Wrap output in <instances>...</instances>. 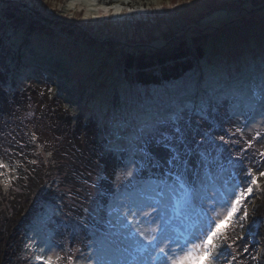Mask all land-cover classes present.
Instances as JSON below:
<instances>
[{
  "label": "trees",
  "instance_id": "1",
  "mask_svg": "<svg viewBox=\"0 0 264 264\" xmlns=\"http://www.w3.org/2000/svg\"><path fill=\"white\" fill-rule=\"evenodd\" d=\"M41 1L50 4L48 0ZM15 2L20 0H0V162L9 165L4 171H10V176L8 173L7 176L11 177L10 185L5 188V177L0 176V264H20L22 250L28 245H31L35 256L48 255L46 247L42 250L43 245L56 249L54 238L57 239L63 232L58 231L55 224L52 228L46 224L53 221L54 214L62 215L65 212L72 219L88 222L90 209L97 204L110 202L116 191V176L125 162L122 153L109 149L101 127L91 117L92 110H87L88 106L101 105L102 101L91 99L93 103L89 104V97L83 93V84L71 78L75 75L71 65L76 64L77 60L67 57L64 64L50 65L34 60L38 56L31 52L30 47L35 44L34 47L40 52L51 53V61L57 57V48L53 46L57 25L61 31L59 43L63 47L81 46L88 34L78 28L79 23L74 20L65 18V23H57L55 18L47 19L33 12L27 6V0H23L18 8ZM177 41L181 42L180 45H176ZM149 44L152 46L144 40L128 45L130 47L125 48L126 55L122 53L117 63L129 87H139L141 95L150 100L140 111L150 114L148 119H157L153 126L162 119H176L182 129L188 130L189 137L195 136L197 140L203 141L201 130H209L219 136L225 134L229 124L234 125V130L242 126L249 112L256 121L260 119L262 110L256 113L235 106L239 86L228 87L227 83L220 84L211 82L208 77H199L200 71L205 75L206 69V66L200 65L201 60L206 58L202 39L195 38L192 44L182 38L149 41ZM260 48L259 53L263 56L264 44H260ZM120 49L124 51V48ZM231 53L224 55L230 56ZM235 70L227 75L230 80L236 77L233 75ZM23 77L31 78L33 85L26 87L27 90L20 94ZM255 82L262 90L259 97L264 101V75ZM38 86H41L39 92L36 90ZM16 87L17 93L8 98L5 94L8 88ZM24 98H27L25 102ZM31 110L37 112L34 119L23 115ZM83 111L85 114L80 113ZM254 124L250 123L244 128L243 135L236 134L240 144L222 147L246 148L244 141L247 138L244 137H251L256 131L263 132L261 138L256 140L264 143V128H253ZM260 126L262 128L264 124ZM152 129L150 127L145 133L139 131L137 137L147 138ZM226 139L229 137L226 136ZM231 140H234L233 136ZM190 146L196 147L194 143H190ZM149 148L160 155L164 154L162 149L154 145H149ZM200 150L206 152L212 163H228L227 151H218L207 143ZM242 155L246 165H251L254 170L261 168L259 162L264 161V157L260 156L254 161L255 157L250 158L253 153L248 149ZM33 160L35 164L30 163ZM154 171L144 170L139 179H159L158 175L153 174ZM101 174L105 177L103 181L98 180ZM94 184L102 187L106 196L99 197ZM66 189L71 192L70 202L64 195ZM67 202L74 204L72 210L67 209ZM252 216L250 220L257 217L264 219V203L263 207L253 211ZM193 218L180 232L181 237L191 230ZM85 231L88 232L84 229V234ZM81 235V239L92 236L85 243H93L94 246L93 235L84 238ZM245 240H249L247 245ZM252 240L256 241L254 237L251 240L243 237L236 241L233 247L240 255L232 264H240L241 261L243 264H259L257 254L260 247ZM74 241L75 238H71L70 244ZM245 246L248 252H243ZM91 249L94 250V247ZM229 259L230 256L226 257L222 264H227ZM38 263L43 264V261ZM154 263L159 264V261Z\"/></svg>",
  "mask_w": 264,
  "mask_h": 264
},
{
  "label": "rangeland",
  "instance_id": "2",
  "mask_svg": "<svg viewBox=\"0 0 264 264\" xmlns=\"http://www.w3.org/2000/svg\"><path fill=\"white\" fill-rule=\"evenodd\" d=\"M102 1H108V3L95 0V3L89 7L86 0H48L50 4L43 3L41 0H27V6L33 12L39 13L47 19L55 18L57 23L61 24L65 23V18L74 20L79 23L78 28L88 34V37L81 42V46L75 48H71V46L63 47L59 43L61 31L59 25H57L56 29L58 32L55 31L57 37H55L53 45L57 48V57L53 61H51L52 55L50 52H40L34 47L35 44H32L30 48L31 52L38 56V58L34 59L37 62H46L50 65L57 63V66H59V63H65V58L67 57H73L77 60L76 64L71 65L73 72H75V75L71 78L76 83L83 84L85 87L83 93L86 97H89V101L91 99L97 100V98L102 101L101 105L88 106L87 110H92L91 117L101 127L104 136L107 138L109 149L112 152L123 154L124 165L130 157V149L139 143L137 140L139 131H144L145 133L150 127H154V122L157 120L154 118L148 119L150 114H142L140 109L150 100L142 96L143 94L140 93L142 91L139 87H129V83L125 80V75L119 71L117 61L123 56L122 53L126 55L125 48L130 47L128 45L135 42L141 43L145 40L147 45L152 46L149 41L159 40L163 42L170 38H182L192 44L195 38L202 39L206 58L201 60L200 65L206 66L204 71L206 76L200 71L199 77L201 79L208 77L211 82H220V84L227 83L228 87L239 86L238 89L240 91L238 96L236 95L235 97V106L238 108L242 106L243 110H252L256 113H259L260 110L264 111V107H262L264 101L259 97L262 90L256 86L255 82L257 78L264 75V55L262 56L259 53L261 50L260 44H264V0ZM22 3L23 0L15 2L16 8ZM157 3L163 5V8L159 11L156 10ZM116 4L123 8L139 9L143 7L148 10L115 14L112 11V6ZM169 4H172L173 7L169 8ZM73 5L75 6L73 7ZM103 8L110 10L108 15H98L96 10ZM86 13L88 14L87 16L85 15ZM70 40H72L71 37ZM179 43L181 42L177 41L176 45H180ZM120 48H124V51ZM231 51L230 56L224 55ZM77 52L78 55L76 56ZM234 69H237L235 70L236 73L233 74L236 77L230 80L227 75H230ZM5 78H1V80L3 81ZM35 78H38V76H35ZM32 81L31 78L27 77L21 79L20 94L27 90L26 87L33 85ZM16 90L18 91L17 87L8 88V92L5 94L8 98L14 97L13 95L17 93ZM36 90H41V86L36 87ZM113 94L115 96L111 98ZM104 97H107L108 100ZM26 99L24 98V102ZM91 103L93 101L89 102V104ZM36 113V111L31 110L28 114H21L30 117L29 119H34ZM80 113L85 114L84 111ZM258 121L255 122L253 128L263 129L264 126L261 128L260 124L257 123ZM233 127V124H229L226 128L235 131ZM260 134H263V132H260ZM254 136L255 134L253 133L251 137L245 136L244 138L251 140ZM233 138L238 140L237 135L233 136ZM124 149H129V151H124ZM248 150L253 153L250 158L253 159L255 157L254 161H257L258 157H260L259 152L264 151V143L255 140L253 147L248 148ZM220 162L223 163V169L219 172L221 179L213 190L223 192L227 187H231V184L225 185L224 181L234 177L239 172V169L234 168L229 163L226 164L225 161ZM212 164H214L213 171H217L216 162ZM124 165L115 179L116 190L127 183V180L122 176ZM4 170L0 169V171L6 173ZM7 173L10 176V171ZM118 176L120 177L119 179H117ZM157 180L151 177L139 179L140 183L137 185V191L150 188ZM258 184L264 187V178L259 179ZM66 193L71 192L66 189ZM67 197L70 202L72 196L67 195ZM263 203L264 192H260L254 187L253 192L247 195L244 200V205L247 206L249 211V218L245 223V228L243 231L237 229L235 232L237 235L240 234V236L248 239V230L252 227L253 220L258 222V226L254 229V238L259 242L256 243V246L260 247L258 249L259 253L257 251L259 264H264V219L257 217L250 220V218L253 217L255 209L263 207ZM66 205L68 210H72L74 207V204L68 202ZM93 209H90V214ZM169 216L172 218L170 231L174 236H180L179 234L184 230V226L194 217L191 214L184 216L172 212H169ZM195 220L196 217L192 221ZM54 224L57 230L61 231V233L63 232V234L59 235L57 239L54 238L57 248L47 253L54 258L57 255L64 257L59 264H67V256L69 255H75L80 258L81 255L87 257L91 253L92 256H95L96 253L89 247L90 244L87 245L85 243L89 237H92L87 236L91 233L85 231L86 233L84 234V229L78 226L79 219L70 218L67 212L62 215L57 213L56 215L54 214L53 221H49L46 226L52 228ZM75 227L77 230H75ZM145 227L147 228L148 225H145ZM227 227L229 226L223 223L220 226L221 229ZM80 234H82V238L87 236L88 239H81ZM71 238H75V243L72 245L70 244ZM43 244L44 242L42 241ZM30 246L28 245L27 247L29 248L26 247L25 249L24 247L22 250L20 264H39V261L35 259L37 256L33 254ZM76 248L81 251L78 253L74 252ZM205 259L207 257L198 261V264H204ZM85 264H87V261H85Z\"/></svg>",
  "mask_w": 264,
  "mask_h": 264
},
{
  "label": "snow or ice",
  "instance_id": "3",
  "mask_svg": "<svg viewBox=\"0 0 264 264\" xmlns=\"http://www.w3.org/2000/svg\"><path fill=\"white\" fill-rule=\"evenodd\" d=\"M86 2L91 7L95 0ZM168 7L172 8L173 5L169 4ZM162 8L163 5L156 4L157 11ZM147 10L143 7L123 8L119 4L112 6L115 14ZM96 11L98 15H108L110 10L103 8ZM246 115L243 125L236 127L235 131L227 129L225 134L216 136L212 131L201 130L203 141L197 140L195 136L189 137L188 130L182 129L176 119L159 122L147 138L137 137L140 142L130 149V157L122 171L127 183L117 188L110 202L97 204L89 215L88 222L79 219L78 226L95 237V256L91 253L87 257L81 255L80 258L69 255L67 264H85V261L87 264H154L157 260L159 264H198L204 257H207L204 264H222L229 256L231 259L227 264H232L240 255L233 246L237 240L243 239L234 233L237 229L243 231L249 218L244 200L253 192L254 187L264 192V187L258 184V180L264 178V161L259 162L260 169L254 170L245 164V157L242 155L248 148L253 147L256 139L261 138L260 132L257 131L251 140L244 141L247 148L222 147L240 144L239 140H231V136L237 133L243 135V129L256 122L251 112ZM259 117L257 123L264 124V111L259 113ZM217 141L220 143H216ZM190 143H194L196 147H191ZM205 143L211 144L218 151H227L228 163L239 169L234 177L224 181L225 185L231 184V187L223 192L213 190L221 179L219 172L223 169V163L217 161V171H213V164L208 160L206 152L200 150ZM149 145L162 149L164 154L153 152ZM259 155L264 157V151L259 152ZM30 163L35 164L36 161ZM8 168V164L0 162V169ZM144 170H155L153 174L158 175L159 179L150 188L137 191L139 177ZM0 176L5 177L3 184L7 188L11 177L3 171H0ZM119 178L118 176L117 179ZM104 179L102 174L98 177L100 181ZM93 187L98 188L99 197L106 196L102 187L95 184ZM64 195L70 196L71 193ZM84 211L88 212V209ZM169 212L196 217L187 235H172V218ZM222 223L229 227L221 229ZM257 226L258 222L253 221L248 230L250 240L254 237ZM251 242L259 243L255 240ZM248 243L249 240H245V245ZM44 247L49 252L52 251L47 245L42 246V250ZM89 247L93 245L90 244ZM80 251L79 248L74 249L76 253ZM243 252H248L247 246L243 248ZM35 259L43 261V264H59L64 257L45 255Z\"/></svg>",
  "mask_w": 264,
  "mask_h": 264
}]
</instances>
